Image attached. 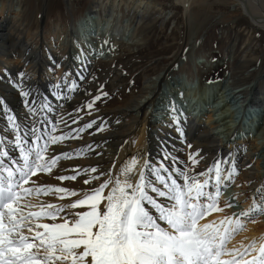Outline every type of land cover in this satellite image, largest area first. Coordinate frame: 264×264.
Listing matches in <instances>:
<instances>
[{
    "label": "bare ground",
    "instance_id": "bare-ground-1",
    "mask_svg": "<svg viewBox=\"0 0 264 264\" xmlns=\"http://www.w3.org/2000/svg\"><path fill=\"white\" fill-rule=\"evenodd\" d=\"M148 1L94 0L91 12L83 21L71 26L51 23L45 27L43 20L32 31L23 13V0H0V148L9 154L0 159L4 160L5 167L12 166V159H20L15 147V132L8 119L12 116L19 125V135L29 142L34 139L30 131L34 126L40 130L37 135L47 130L51 135L64 137L47 146L46 159L56 158L55 166L50 172H38L26 187H66L82 194L108 178L107 175L100 180L91 177L102 172L114 179L133 158L153 183L156 178L152 170L160 165L170 170L187 169L190 175L205 172L206 176L198 177L201 180L214 176L219 164L222 175L229 172L232 175L220 185V202L226 213L220 221L215 220L216 224L229 216L235 220L240 212L254 205L264 207L262 75L250 87L233 86L236 79L232 77L212 78L209 73L225 63V59L210 55L197 60L203 70V79L189 81L185 76L171 73L175 60L179 64L183 61L180 54L155 77H146L137 93L132 92L123 103L102 107L100 98L95 100L90 96L88 86L97 87L106 74L109 76L97 70V62L107 60L110 53L118 51L117 48L120 50L123 44L130 47L137 42L139 27L152 7H157ZM231 1L253 26L264 30V0ZM177 2L184 8L187 22L195 0ZM124 4L126 8L132 4L133 9L131 16L122 20ZM249 63L243 61V67L236 68L240 78H248L255 70L254 67L250 71L247 69ZM237 73L232 68V76ZM120 78L113 77V88L122 82ZM241 106L250 107L252 113L247 114L248 121L244 113L239 114ZM198 108H202L201 114ZM29 109H34L35 114ZM238 122L249 126L241 130L239 136L235 130ZM89 124L92 126L87 127ZM47 138L45 135L40 143L43 145ZM245 141L247 147L242 145ZM190 154L196 164L189 160ZM91 168H96V173L91 172ZM209 168L212 173L207 172ZM59 176H76V179L61 181L57 179ZM86 179L90 180L89 184L84 183ZM149 194H152L150 190ZM59 195L54 191L33 192L25 201L33 206L31 210H39L42 204L66 205L76 198L59 199ZM254 213L262 228L251 224ZM254 213L250 221L242 219V224L248 228L246 236L258 246L264 242V213ZM212 216L205 221L213 220Z\"/></svg>",
    "mask_w": 264,
    "mask_h": 264
},
{
    "label": "snow or ice",
    "instance_id": "snow-or-ice-1",
    "mask_svg": "<svg viewBox=\"0 0 264 264\" xmlns=\"http://www.w3.org/2000/svg\"><path fill=\"white\" fill-rule=\"evenodd\" d=\"M29 111L35 114L34 109ZM8 119L20 159H12L11 167L0 159V264H264V242L257 246L253 241L242 252L225 247L230 236L243 227L242 219L264 213V207L254 205L235 220L229 216L219 224L200 223L216 210L220 185L232 175H222L219 164L214 176L203 180L198 177L206 176L205 172L190 175L187 169L160 165L152 170L153 183L133 158L114 179L102 172L91 177L108 176L82 194L66 187H26L38 172H50L55 166L56 158L46 159L47 146L64 137L47 130L37 135L40 130L34 126L30 130L34 139L29 142L19 135L15 118ZM45 135L48 138L42 145ZM8 156L0 148V157ZM189 160L197 163L192 154ZM57 179L75 180L76 176ZM210 187L216 191H208ZM41 191H54L59 199L76 198L67 205L48 203L31 210L25 197Z\"/></svg>",
    "mask_w": 264,
    "mask_h": 264
},
{
    "label": "rangeland",
    "instance_id": "rangeland-1",
    "mask_svg": "<svg viewBox=\"0 0 264 264\" xmlns=\"http://www.w3.org/2000/svg\"><path fill=\"white\" fill-rule=\"evenodd\" d=\"M23 1L25 2L23 13L27 25L32 28V31H35V28L39 27L43 20H45L43 24L45 27L53 23L67 26L75 24L91 12L94 0ZM177 1L149 0L148 2L157 6L158 9L152 7L151 13L139 27L136 34L137 42L131 43L130 47L123 44L120 50L117 48L118 51L111 52L107 60L97 62V70L109 74V76L106 74V79L101 80L97 87L88 86V91L93 99L96 100V97L99 96V105L107 107L110 104H117L120 101L123 103L128 100L132 92L137 93L146 77H155L165 66L173 63L180 54H182L183 61L179 64L175 60L171 73L175 76H185L189 81L197 78L203 79V70L197 65V60L207 59L210 55L216 59L222 57L225 59V63L218 65L213 72H207V75L209 73L208 76L212 78L232 77V79H236L233 85L236 87H250L259 76L262 75L261 78H264V30L253 26L239 9L231 4V0H195L191 8L192 12L190 11L192 14L190 13V19L187 22L183 15L184 8ZM126 5L124 4L121 8L122 20L129 18L132 14V4L130 8H126ZM135 19L136 16L133 20ZM92 27L94 28L93 25ZM243 61L250 62L247 67L249 71L253 67L255 68L248 78H240L236 70V68L243 67ZM232 68L237 75L233 74L234 76H232ZM115 75L121 77L122 80L121 83H117V88H113L112 84ZM239 105L240 103H238ZM239 108L242 110L239 114L244 113V118L248 121L247 114L250 107L241 106ZM178 109V112L181 113L180 106ZM183 109L187 111L185 105ZM199 109L201 114L202 108ZM245 146L247 147L248 144ZM260 146L262 147L263 144L260 143ZM222 206L220 199L216 198V210L210 211L201 220L207 221L212 215L214 219L203 223H217L216 221L226 213ZM67 211L71 212V210ZM219 214L221 217H218ZM254 216L253 219L251 218L253 221L251 224L262 228L256 215ZM248 220L250 221V219ZM246 222L248 221L244 223ZM245 225L226 241V249L232 250L234 247V250L238 252V250H244L252 242V238L247 237L248 228ZM232 239L236 241L231 242Z\"/></svg>",
    "mask_w": 264,
    "mask_h": 264
}]
</instances>
